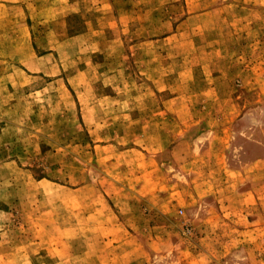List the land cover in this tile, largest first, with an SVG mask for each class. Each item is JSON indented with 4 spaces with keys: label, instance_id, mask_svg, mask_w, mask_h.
I'll return each instance as SVG.
<instances>
[{
    "label": "rangeland",
    "instance_id": "374dc122",
    "mask_svg": "<svg viewBox=\"0 0 264 264\" xmlns=\"http://www.w3.org/2000/svg\"><path fill=\"white\" fill-rule=\"evenodd\" d=\"M0 264H264V0H0Z\"/></svg>",
    "mask_w": 264,
    "mask_h": 264
}]
</instances>
